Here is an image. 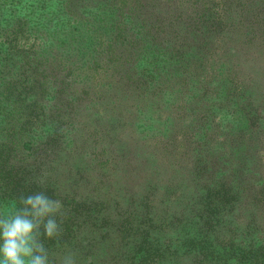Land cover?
Masks as SVG:
<instances>
[{"label": "trees", "instance_id": "1", "mask_svg": "<svg viewBox=\"0 0 264 264\" xmlns=\"http://www.w3.org/2000/svg\"><path fill=\"white\" fill-rule=\"evenodd\" d=\"M40 191L50 264H264V0H0V210Z\"/></svg>", "mask_w": 264, "mask_h": 264}, {"label": "clouds", "instance_id": "2", "mask_svg": "<svg viewBox=\"0 0 264 264\" xmlns=\"http://www.w3.org/2000/svg\"><path fill=\"white\" fill-rule=\"evenodd\" d=\"M18 202L19 207L11 211L0 210V264H50V253L41 235L57 242L62 236L57 219L64 214L61 200L40 191L21 195ZM59 264H78V253L66 248Z\"/></svg>", "mask_w": 264, "mask_h": 264}]
</instances>
